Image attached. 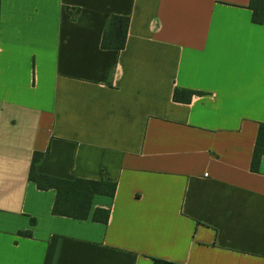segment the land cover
<instances>
[{
  "label": "crops",
  "instance_id": "0c3cea01",
  "mask_svg": "<svg viewBox=\"0 0 264 264\" xmlns=\"http://www.w3.org/2000/svg\"><path fill=\"white\" fill-rule=\"evenodd\" d=\"M249 4L0 0V264H264V24ZM113 16L130 18L122 51L102 49ZM37 153V174L115 196L86 221L54 216Z\"/></svg>",
  "mask_w": 264,
  "mask_h": 264
},
{
  "label": "trees",
  "instance_id": "16d2710c",
  "mask_svg": "<svg viewBox=\"0 0 264 264\" xmlns=\"http://www.w3.org/2000/svg\"><path fill=\"white\" fill-rule=\"evenodd\" d=\"M249 9L252 11V22L256 25L264 24V0H250ZM130 18L113 16L108 22L102 41L103 50L122 51L126 47ZM197 93L192 91L176 90L174 101L177 103H190L192 97ZM264 157V124H261L258 131L256 146L254 150L251 169L258 172L261 160ZM43 154L37 153L34 156L30 172V180L36 183L38 189L56 191V200L53 206V215L79 221L89 219L92 202L95 196L114 197L117 191V184L104 181L87 180H63L51 178L36 173L37 165L42 161ZM110 213L104 210H97L94 221L108 223ZM30 236V235H29ZM154 264H172L154 259Z\"/></svg>",
  "mask_w": 264,
  "mask_h": 264
}]
</instances>
